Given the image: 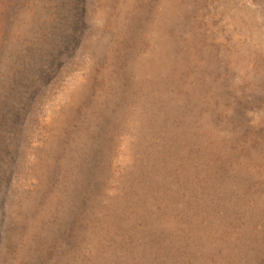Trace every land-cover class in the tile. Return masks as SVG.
<instances>
[{
    "label": "rangeland",
    "instance_id": "rangeland-1",
    "mask_svg": "<svg viewBox=\"0 0 264 264\" xmlns=\"http://www.w3.org/2000/svg\"><path fill=\"white\" fill-rule=\"evenodd\" d=\"M0 264H264V0H0Z\"/></svg>",
    "mask_w": 264,
    "mask_h": 264
}]
</instances>
